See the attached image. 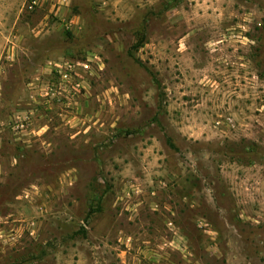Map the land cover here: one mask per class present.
<instances>
[{
	"label": "rangeland",
	"instance_id": "rangeland-1",
	"mask_svg": "<svg viewBox=\"0 0 264 264\" xmlns=\"http://www.w3.org/2000/svg\"><path fill=\"white\" fill-rule=\"evenodd\" d=\"M65 59L82 86L44 95ZM0 264H264V0H0Z\"/></svg>",
	"mask_w": 264,
	"mask_h": 264
},
{
	"label": "built area",
	"instance_id": "built-area-1",
	"mask_svg": "<svg viewBox=\"0 0 264 264\" xmlns=\"http://www.w3.org/2000/svg\"><path fill=\"white\" fill-rule=\"evenodd\" d=\"M89 68L87 62H73L65 59L56 62L50 72L55 73V80L49 81L45 86L44 95L52 98H65V94L77 91L82 84L78 78L80 74L77 67ZM32 125V115L28 112L13 113L8 120H0V133L5 129H10L14 134L26 133Z\"/></svg>",
	"mask_w": 264,
	"mask_h": 264
}]
</instances>
